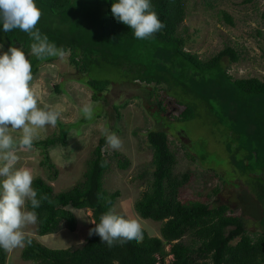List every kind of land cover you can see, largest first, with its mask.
<instances>
[{
  "label": "trees",
  "instance_id": "trees-1",
  "mask_svg": "<svg viewBox=\"0 0 264 264\" xmlns=\"http://www.w3.org/2000/svg\"><path fill=\"white\" fill-rule=\"evenodd\" d=\"M186 1L151 0L164 27L145 39L134 38L127 25L112 17V0H36L41 10L36 27L68 52L69 63L80 74L88 73L90 57L113 51L116 52L113 62L119 66L133 62L140 73L137 77L148 83L158 84L163 78L148 70L151 64L168 75L175 69L178 78L170 76L173 81L183 87L187 85V90L209 108L217 122L231 130L238 144H242L251 157L252 151L264 165V81L255 77L233 79L227 74L221 66L222 58L228 57L232 63L239 58L229 46L208 59H200L183 49L185 41L178 34V28L186 16ZM84 6L97 8L96 31L93 33L85 30H89L92 24L82 25L79 29L71 18L73 11ZM222 17L232 25L227 14L223 13ZM76 29H84L86 36L81 35L82 30L75 35ZM31 43V38L19 29L7 33L0 31V45L5 48L12 44L28 52ZM54 58L40 60L29 55L32 76L41 62H50ZM165 64L169 65L168 69ZM86 85L92 91L91 98L96 100L109 82L88 78ZM160 109L164 111L163 107ZM192 114L191 107L184 105L175 121L189 119ZM146 140L151 149L153 170L149 185L134 201L133 210L141 219L160 223L158 236H151L142 228V239L138 242L114 244L109 248L97 235H89L93 223L98 222L102 213L112 209L119 196L118 190L108 192L103 188L102 180L110 164L102 150L105 138L100 137L85 161L80 179L72 186L55 193L45 179L36 176L32 181L38 196L43 194L47 197L36 209L35 233L40 236L53 234L62 227L74 231L76 219L68 209L70 207L91 212L88 237L77 247L52 250L29 235L31 244L21 248V259L32 264H165L166 257L170 256L166 264H264V210L252 216L257 221L259 232L251 235L244 227L247 215L244 209L233 214L234 209L227 204L211 206L198 200L181 202L179 195L191 182L192 174L174 172L177 159L169 148L164 131H149ZM58 144L66 145L65 131L33 141V146L40 149L42 158L39 164L45 169L48 181L55 180L57 176L48 150ZM116 163L118 169L124 170L129 162L123 158L117 159ZM6 258L7 251L0 249V264H5Z\"/></svg>",
  "mask_w": 264,
  "mask_h": 264
},
{
  "label": "rangeland",
  "instance_id": "rangeland-1",
  "mask_svg": "<svg viewBox=\"0 0 264 264\" xmlns=\"http://www.w3.org/2000/svg\"><path fill=\"white\" fill-rule=\"evenodd\" d=\"M96 10L95 6H84L73 11L71 18L79 29L82 25L92 24L89 30H85L93 33L97 22ZM185 12L186 16L178 28V34L185 41V51L196 54L200 59H208L229 46L239 58L236 63L230 62L228 57L222 58L221 66L227 74L233 79L255 77L264 81V0H187ZM223 13L231 18L232 25L224 21ZM79 29L74 30L75 35L82 30ZM83 31L81 35L86 36ZM5 50L4 46L0 47V51ZM115 54L114 51L96 53L90 57L87 74H80L69 63L68 52L63 59L55 57L50 62L39 64L32 76L31 87L38 104L58 109L60 116L54 126L38 129L34 141L65 131L66 145L58 144L48 150L50 161L57 170L53 181L47 180V173L39 164L42 156L38 147L33 146L31 150L18 148L20 158L16 166L27 167L34 177L45 179L55 193L67 189L80 179L91 150L97 140L104 137L100 130L106 127L122 141L119 149H110L106 144L103 147L110 164L102 180L103 188L108 192L119 191L112 210L125 218L136 219L149 235L158 236L160 223L139 218L133 210V203L147 189L153 170L146 135L149 131L162 130L167 135L170 150L176 155L174 172L192 174V180L181 190L179 200H198L211 206L227 204L235 209V204L230 202L233 198L228 199L229 192L222 188L224 181L217 173L225 168L227 156L223 148L231 140L209 108L187 90V85L183 87L173 81L170 76L178 78L175 69L168 75L151 64L148 70L164 79L161 78L158 84L148 83L137 77L140 73L133 62H125L122 66L113 62ZM164 66L169 68L168 64ZM88 78L109 82L96 100L91 98L92 91L86 85ZM87 103L93 106L90 119H85L80 111ZM184 105L191 107L192 116L175 121ZM11 134L14 137L20 135L19 131ZM183 134L187 144L178 137ZM114 153L118 154L117 157L113 156ZM123 158L129 163L126 169L120 170L116 160ZM218 188L214 193L213 190ZM68 209L76 219L74 231L62 227L56 233L40 236L35 233V224L26 225L24 231L48 249L77 247L88 237L91 212ZM233 214L239 212L234 210ZM255 215L244 218V227L251 235L259 232L257 221L252 217ZM21 248L7 251L5 264H32L21 259ZM170 259V256L166 257L165 264Z\"/></svg>",
  "mask_w": 264,
  "mask_h": 264
},
{
  "label": "clouds",
  "instance_id": "clouds-1",
  "mask_svg": "<svg viewBox=\"0 0 264 264\" xmlns=\"http://www.w3.org/2000/svg\"><path fill=\"white\" fill-rule=\"evenodd\" d=\"M110 13L117 22L127 25L136 39L150 38L164 27L151 0H112ZM40 16L36 0H0V31L7 33L19 29L32 40L28 52L12 44L7 50L0 51V249L5 251L31 244L24 227L37 222L36 209L47 199L43 194L38 196L32 186V171L16 166L20 158L17 149L31 150L37 130L46 125L54 126L60 116L58 109L38 104L30 84L32 65L29 55L40 60L46 57L63 59L65 56L64 49L36 27ZM80 111L85 119L93 116L90 103L82 105ZM13 131H19L20 135L14 137ZM100 131L108 148L121 147V138L115 132L106 127ZM93 224L89 235H97L109 248L142 239L141 224L112 209L102 213Z\"/></svg>",
  "mask_w": 264,
  "mask_h": 264
},
{
  "label": "flooded vegetation",
  "instance_id": "flooded-vegetation-1",
  "mask_svg": "<svg viewBox=\"0 0 264 264\" xmlns=\"http://www.w3.org/2000/svg\"><path fill=\"white\" fill-rule=\"evenodd\" d=\"M221 126L231 143L223 148L227 156L224 160L225 168L217 173L224 181L222 188L229 192L228 199L233 198L230 202L235 204L234 210L241 213L244 209L251 216L264 210V165L255 158L252 151L251 157L243 145L238 144L225 124Z\"/></svg>",
  "mask_w": 264,
  "mask_h": 264
},
{
  "label": "water",
  "instance_id": "water-1",
  "mask_svg": "<svg viewBox=\"0 0 264 264\" xmlns=\"http://www.w3.org/2000/svg\"><path fill=\"white\" fill-rule=\"evenodd\" d=\"M180 141L183 143V144H187V138L185 137V135L183 134V136H180L179 137Z\"/></svg>",
  "mask_w": 264,
  "mask_h": 264
},
{
  "label": "crops",
  "instance_id": "crops-1",
  "mask_svg": "<svg viewBox=\"0 0 264 264\" xmlns=\"http://www.w3.org/2000/svg\"><path fill=\"white\" fill-rule=\"evenodd\" d=\"M92 223V222H91Z\"/></svg>",
  "mask_w": 264,
  "mask_h": 264
}]
</instances>
